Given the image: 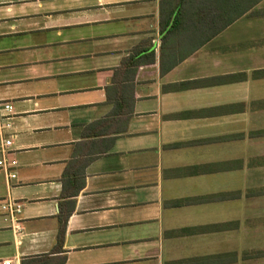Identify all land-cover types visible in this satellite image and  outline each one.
Returning a JSON list of instances; mask_svg holds the SVG:
<instances>
[{
	"label": "crops",
	"instance_id": "1",
	"mask_svg": "<svg viewBox=\"0 0 264 264\" xmlns=\"http://www.w3.org/2000/svg\"><path fill=\"white\" fill-rule=\"evenodd\" d=\"M160 1L0 0V100L13 106L4 135L16 161L14 179L0 168V264L264 262L249 258L264 252L249 244L264 218L248 211L264 199L249 181L264 170V152L250 154L264 145V73L254 74L264 17L189 53L184 35L179 48L163 42ZM114 79L133 101L122 132L94 125L113 109ZM66 172L84 181L67 201ZM7 200L20 213L2 211Z\"/></svg>",
	"mask_w": 264,
	"mask_h": 264
},
{
	"label": "trees",
	"instance_id": "2",
	"mask_svg": "<svg viewBox=\"0 0 264 264\" xmlns=\"http://www.w3.org/2000/svg\"><path fill=\"white\" fill-rule=\"evenodd\" d=\"M262 1L264 0H161L160 31L164 34L163 42L169 41L171 45L174 40L176 44L173 48H179L181 43L179 36L184 35V44L191 43L192 47L188 50H190L189 53H192L242 17H264V10L256 9ZM262 73L264 71H256L254 74L261 75ZM125 80L127 81L126 77L123 78V81ZM113 83H117V85L110 88L106 99L113 105V109L106 119L99 120L94 125L105 123V130L122 132L132 114L133 101L132 96L128 97L129 100L127 98L128 86L118 84L116 79L113 80ZM62 185L61 196L67 201L78 195L84 187V181L71 180L66 172L62 177ZM70 203L73 201L70 200ZM63 211L62 207L59 214L58 243H61L64 225L70 214L68 211ZM262 256H264V252L261 251L249 254L250 259ZM45 260L47 258L26 259L22 264H48Z\"/></svg>",
	"mask_w": 264,
	"mask_h": 264
},
{
	"label": "built area",
	"instance_id": "3",
	"mask_svg": "<svg viewBox=\"0 0 264 264\" xmlns=\"http://www.w3.org/2000/svg\"><path fill=\"white\" fill-rule=\"evenodd\" d=\"M13 114V106L11 103L2 102L0 100V168L5 170L8 179H14L15 175L7 173L10 168L16 166V161L9 159V149L12 145L13 135L8 137L4 135L5 131L11 129V115ZM22 205L13 200H7L1 205V209L7 212L11 217L20 213ZM3 264H10L9 261H4Z\"/></svg>",
	"mask_w": 264,
	"mask_h": 264
},
{
	"label": "rangeland",
	"instance_id": "4",
	"mask_svg": "<svg viewBox=\"0 0 264 264\" xmlns=\"http://www.w3.org/2000/svg\"><path fill=\"white\" fill-rule=\"evenodd\" d=\"M262 10H264V5L263 7H261ZM240 26V25H239ZM236 26L233 27L232 29H230L229 31H227V34L230 36H235L233 37V39H238L239 37L242 36V34L240 32L239 35L236 33ZM257 28L254 27V29L252 28L250 31H256ZM238 31V30H237ZM226 36V35H225ZM224 40L226 37H223ZM221 39V38H220ZM229 43L227 41H223V40H219L218 43ZM234 42V41H233ZM257 144V143H256ZM255 143L250 144V154L252 150H256L258 147L259 149L256 150L255 152L261 153L264 152V145H262L261 143L256 145ZM250 184H256L255 182H259L262 185L264 184V170H260V171H256L255 173H250ZM249 217L250 218H264V199H260V200H251L250 204H249ZM249 244L250 247H264V226H258V228L250 230L249 231ZM257 264V263H256ZM260 264H264V262L260 263Z\"/></svg>",
	"mask_w": 264,
	"mask_h": 264
}]
</instances>
